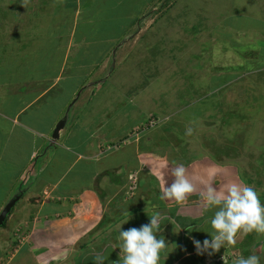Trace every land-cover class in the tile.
<instances>
[{"label":"rangeland","instance_id":"374dc122","mask_svg":"<svg viewBox=\"0 0 264 264\" xmlns=\"http://www.w3.org/2000/svg\"><path fill=\"white\" fill-rule=\"evenodd\" d=\"M143 3L126 0L117 5L115 0H94L83 8V0H0V112L4 113V106H13L8 111L15 109L14 97L32 99L43 94L51 81L37 78H46L55 70V64L50 63L55 56L49 54L53 56L54 50L50 45L59 44L57 35L65 44L71 43L73 31V40L85 35L89 44L98 43L100 48L108 42L113 55L110 62H103L102 56L84 65L82 73H74L78 76L75 83L82 86L58 94L60 97L53 94L48 97L49 104L32 114L42 118V125L49 109L54 108L51 117L58 110L65 124H74L86 111L89 117L83 121L102 139L101 151L110 152L101 164L119 169L110 171L109 180H114L111 173L121 175V195L129 211L131 206L137 209L151 202L161 205L160 181L153 173L164 174L170 186L175 180L172 169L183 165L195 190L183 202L167 200L171 205L161 211L180 230L183 227L174 214L183 206L199 203L200 193L206 192L208 185L219 190L232 181L245 184L254 175L258 187L264 183V160L257 155L264 146L260 139L264 137V60L263 64L258 61L264 55V35L258 36L264 30V7L255 0H155L145 7ZM237 17L244 23H235V27L247 26L250 35L235 31ZM219 20H225L224 24L217 26ZM87 26L91 29L83 34ZM122 26L128 29L127 34H116ZM252 35H256L257 46ZM46 37L53 38L52 43ZM128 38L129 46L139 44L123 62L115 57L113 48L115 42ZM62 46L67 55L62 57V66L76 70L72 59L78 49ZM145 46L150 49L144 50ZM101 50L105 52V47ZM136 52L145 55L133 58ZM240 55L259 58L246 64ZM16 115L20 117V113ZM102 165L97 169L103 170ZM59 168L57 174L67 170ZM70 176L74 173H68L67 179ZM255 189L260 194L257 186ZM19 195L17 190L11 196L15 207ZM216 210L210 208L200 224L183 229L182 264L236 263L253 254L264 264V233L257 237L256 232L241 231L234 245H226L214 255L198 254L191 237L201 242L211 239ZM13 224L14 220H6L2 226ZM249 243L254 244L246 245Z\"/></svg>","mask_w":264,"mask_h":264},{"label":"crops","instance_id":"0c3cea01","mask_svg":"<svg viewBox=\"0 0 264 264\" xmlns=\"http://www.w3.org/2000/svg\"><path fill=\"white\" fill-rule=\"evenodd\" d=\"M93 1L83 0V8H86L88 3ZM115 1L117 5H120L121 2L126 0ZM143 1V7H145L151 6L155 0ZM255 1L261 3V7H264V0ZM144 10L140 14H143ZM224 21L219 20L217 26L224 24ZM239 22L244 23L238 17L234 19V27L235 23ZM263 24L264 22H262ZM90 29L91 27L87 26L86 29H82L84 30L82 33L87 34ZM109 29L108 26V31ZM235 31L248 35L251 32L245 25H237ZM127 32L128 29L122 26L116 34L123 35ZM75 33L73 31V36H75ZM261 35H264V30H261L258 34L259 38ZM73 36H70L71 43L67 41L65 44L59 41L57 35L55 38L59 44L50 45L54 50L51 53L53 56L49 54V57L54 58L55 56L50 63L55 64V70L52 75L46 78H37L38 80L49 79L51 81L47 84L43 94L32 99L30 97H27V99L25 97H21V99L14 97L16 101L13 103L15 109L8 111L13 106H8V108L4 106V113L0 112V215L11 202V196L17 190L21 194L18 197L19 205L17 207L13 206L5 217V221L14 220L13 226L3 227V224L0 225V264H97V255L103 256V264H115V261L119 260L120 253V249L117 248L120 226L129 220L123 225L124 230L131 227L139 228L150 223L149 215L158 211L161 212L163 208L171 205L167 204V200H162L161 205H158L159 202L157 204L151 202L145 206L139 205L137 209L135 206H131L130 211L127 210L121 195L123 180L118 177L121 175H112L111 173L113 181L109 180L108 175L111 170H115L114 172L117 173L119 169L117 166L110 164L102 165L103 161L108 159L107 156L110 152L101 151L102 139L92 132V126H87V121L86 123L83 121L84 117L87 119L89 117L86 111H82V114L86 116L83 115L77 123L73 124V122L66 121L65 126L59 132V137L54 139L52 137L54 129L62 120L61 111L56 110L57 115L54 114L51 117L50 114L54 108L47 110V118L42 125V118L33 116L32 112L34 110L41 109L44 104L50 103L48 97L52 98L53 94L60 95L64 91H70L71 88L75 91L78 88L77 86H82L81 83H75V78L78 76H75L74 73H82L84 65H88L91 61L93 63L95 59L99 60L102 56L104 57L103 62L111 61L113 55L109 51L110 44L108 42L100 48L98 43L89 44L85 35L76 38L77 41L72 39ZM255 36L252 35L254 44H256ZM46 39L52 43L53 38L46 37ZM128 41L129 38L123 43L117 44L115 42L113 48L115 57L123 59V62L132 56L129 52L136 50L139 44L138 41L136 44L129 46ZM62 45H69L68 48L78 49L72 59V66L76 70L62 66L65 64L62 59L65 56V47L63 49ZM234 46L237 51L236 44ZM104 47L105 52L101 50ZM145 49L147 51L150 47L145 46ZM229 49L232 48L229 47ZM39 54L37 53V56ZM142 55L144 56L145 52ZM142 55L136 52L133 58L140 59ZM240 56L242 57V55ZM258 58L243 59L246 60V64H251L255 63ZM158 60L159 58L155 61ZM263 60L264 55L258 60L259 64ZM25 61L26 63L29 62L28 57ZM102 70L104 72V69ZM12 73V71L9 72V74ZM83 73L86 74V72ZM108 79L112 80L110 76ZM55 83H60L62 86L55 87ZM77 93L79 94V92ZM70 97L72 98V96ZM16 113H20L19 118H17ZM250 124L252 125V122ZM260 139L264 145V137ZM107 141L110 140L108 139L105 142ZM107 149L110 150L111 148ZM257 155H260L261 159L264 160V146ZM93 161H98L99 164L96 165ZM101 165L103 170L100 171ZM262 166L264 167V162ZM59 167L67 168L64 174H57ZM76 168L83 171H78ZM71 172L74 173V176L67 179L68 173ZM238 175L242 177L240 172ZM99 177L106 178L99 181ZM74 179L76 181H73ZM255 179H257L255 175L251 176L247 178L245 184L257 186L260 191L259 195L262 194L259 197L264 202V183L261 181V186L258 187V182ZM153 182L157 183L155 180ZM29 183V187L23 189L24 185ZM255 186L253 187L255 188ZM108 197L110 199L107 203ZM115 197L118 199L116 200ZM120 198L122 199L121 202H119ZM207 211H205V204L201 199L199 203L183 206L174 215L179 219L178 222L181 227L188 229L193 223L200 224L201 218L205 213L207 215ZM199 227L202 226L199 225ZM183 229L175 228L174 224L168 222V220L162 223L161 232L158 236L166 240L167 246L161 251L160 264L183 263L185 254L182 252V247L185 246V243H183L184 240L180 239V235H183ZM254 235L258 237L257 233ZM256 241L257 239L254 243Z\"/></svg>","mask_w":264,"mask_h":264},{"label":"clouds","instance_id":"9594fccd","mask_svg":"<svg viewBox=\"0 0 264 264\" xmlns=\"http://www.w3.org/2000/svg\"><path fill=\"white\" fill-rule=\"evenodd\" d=\"M191 129H189V134ZM160 181L161 200L183 202L188 195L195 190L191 180L187 176V169L183 165L174 167L171 175L175 180L168 185L164 174L153 173ZM200 196L205 204V211L215 207L211 226L214 229L209 233L211 239L205 238L203 242L191 237L198 254L207 252L214 255L226 245H234L235 237L239 232L264 233V202L261 201L257 190L241 182H229L219 190L207 186L206 192ZM150 223L141 227H131L127 230L120 226L118 246L120 249L119 260L115 264H160L161 251L167 246L166 240L160 238L162 223L165 220L173 224V221L164 213L156 212L149 215ZM211 250V251H209ZM97 264H103L102 255H97ZM236 264H260V256L250 255L241 257Z\"/></svg>","mask_w":264,"mask_h":264},{"label":"water","instance_id":"95a60500","mask_svg":"<svg viewBox=\"0 0 264 264\" xmlns=\"http://www.w3.org/2000/svg\"><path fill=\"white\" fill-rule=\"evenodd\" d=\"M65 126V120H60V122L57 124L56 128L54 129L53 132V139L54 138H58L59 137V132L61 129H63V127ZM14 206L13 201H11L3 210V212L0 215V225H2L5 221V217L7 216V214L9 213V211L11 210V208Z\"/></svg>","mask_w":264,"mask_h":264},{"label":"trees","instance_id":"16d2710c","mask_svg":"<svg viewBox=\"0 0 264 264\" xmlns=\"http://www.w3.org/2000/svg\"><path fill=\"white\" fill-rule=\"evenodd\" d=\"M7 70H5V72H6ZM208 214V213H207ZM205 216H206V213L204 214V216L201 218V222L205 219ZM196 221V220H195ZM258 236H260L259 234H258ZM247 255H249V254H247ZM247 257V256H246ZM245 257V258H246ZM230 258V257H229ZM220 263H222V264H236L235 262H225V261H223V260H221V262Z\"/></svg>","mask_w":264,"mask_h":264}]
</instances>
